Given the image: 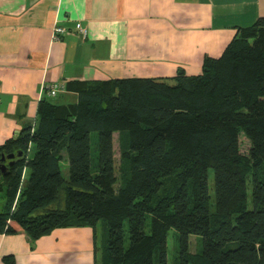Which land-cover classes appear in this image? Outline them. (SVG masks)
Instances as JSON below:
<instances>
[{"label": "trees", "instance_id": "16d2710c", "mask_svg": "<svg viewBox=\"0 0 264 264\" xmlns=\"http://www.w3.org/2000/svg\"><path fill=\"white\" fill-rule=\"evenodd\" d=\"M173 80L84 82L74 104L40 101L35 125L0 144V234L33 244L57 227L95 233L102 221L101 264H165L174 229L181 253L199 236L197 264H264V182L248 184L238 145L242 133L251 168L264 165V16L205 55L200 74ZM174 173L176 188L158 196Z\"/></svg>", "mask_w": 264, "mask_h": 264}, {"label": "crops", "instance_id": "0c3cea01", "mask_svg": "<svg viewBox=\"0 0 264 264\" xmlns=\"http://www.w3.org/2000/svg\"><path fill=\"white\" fill-rule=\"evenodd\" d=\"M260 16L264 0H0V144L35 125L40 101L74 104L81 83L198 75L205 55L219 56L237 27ZM54 24L66 33L51 41ZM51 83L63 90L48 95ZM103 256L97 226L57 227L33 244L0 234V264H101Z\"/></svg>", "mask_w": 264, "mask_h": 264}, {"label": "rangeland", "instance_id": "374dc122", "mask_svg": "<svg viewBox=\"0 0 264 264\" xmlns=\"http://www.w3.org/2000/svg\"><path fill=\"white\" fill-rule=\"evenodd\" d=\"M53 99L54 101L57 100ZM91 153L94 155L96 153L95 142L97 139L96 132H92L91 134ZM119 145H120V136L116 132L113 134V147H114V156L116 165H118L119 161ZM239 145V153L243 160L244 171L247 178V182L251 185L252 179L262 180L264 182V165L252 169L249 163V142L247 138L241 133L238 138ZM33 154V148L30 152V156ZM61 174L64 178L68 177V162L67 159L64 158L61 161ZM208 185L210 196L213 195V171L212 169H208ZM176 188V177L175 173L165 178L162 183V188L159 191L158 196L163 194H170ZM250 203V202H249ZM210 210L213 212V208L210 207ZM150 221V216H147L145 222V230H148ZM124 246L128 244V233H127V224L124 225ZM106 234L103 232V224L102 221H99L97 224V246L98 250H101V243L103 246L105 245ZM201 242L200 238L197 235H191L189 237V245L186 253H181L179 249V242L177 240L176 231L174 229H170L168 231L167 239H166V262L165 264H181L184 261L185 264H197L198 256L200 253Z\"/></svg>", "mask_w": 264, "mask_h": 264}, {"label": "built area", "instance_id": "2783aa9c", "mask_svg": "<svg viewBox=\"0 0 264 264\" xmlns=\"http://www.w3.org/2000/svg\"><path fill=\"white\" fill-rule=\"evenodd\" d=\"M75 30L76 33H78L82 38H86L88 31L85 27L81 26L80 23H77L75 25ZM66 33V29L54 24L51 28V33H50V39L51 41H56L58 40L63 34ZM46 88V93L50 96H55L59 91L63 90V85L60 83H51L49 85H45Z\"/></svg>", "mask_w": 264, "mask_h": 264}, {"label": "water", "instance_id": "95a60500", "mask_svg": "<svg viewBox=\"0 0 264 264\" xmlns=\"http://www.w3.org/2000/svg\"><path fill=\"white\" fill-rule=\"evenodd\" d=\"M9 157H12V155H9Z\"/></svg>", "mask_w": 264, "mask_h": 264}]
</instances>
